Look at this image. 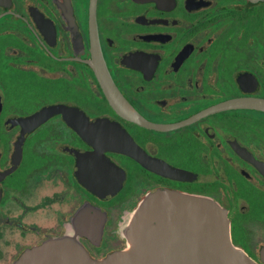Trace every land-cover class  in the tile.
Returning <instances> with one entry per match:
<instances>
[{"label": "flooded vegetation", "instance_id": "1", "mask_svg": "<svg viewBox=\"0 0 264 264\" xmlns=\"http://www.w3.org/2000/svg\"><path fill=\"white\" fill-rule=\"evenodd\" d=\"M160 190L264 264V0H0V264L122 251Z\"/></svg>", "mask_w": 264, "mask_h": 264}, {"label": "water", "instance_id": "2", "mask_svg": "<svg viewBox=\"0 0 264 264\" xmlns=\"http://www.w3.org/2000/svg\"><path fill=\"white\" fill-rule=\"evenodd\" d=\"M121 233L127 247L103 259H92L66 235L12 264H259L234 244L227 211L206 196L152 193L130 214Z\"/></svg>", "mask_w": 264, "mask_h": 264}]
</instances>
